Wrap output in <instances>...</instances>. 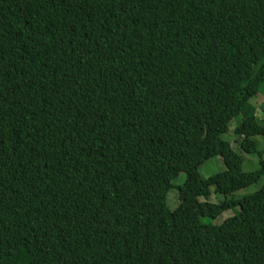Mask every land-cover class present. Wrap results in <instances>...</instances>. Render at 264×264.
I'll use <instances>...</instances> for the list:
<instances>
[{
  "label": "trees",
  "instance_id": "obj_1",
  "mask_svg": "<svg viewBox=\"0 0 264 264\" xmlns=\"http://www.w3.org/2000/svg\"><path fill=\"white\" fill-rule=\"evenodd\" d=\"M262 89L264 0H0V264H264Z\"/></svg>",
  "mask_w": 264,
  "mask_h": 264
},
{
  "label": "rangeland",
  "instance_id": "obj_2",
  "mask_svg": "<svg viewBox=\"0 0 264 264\" xmlns=\"http://www.w3.org/2000/svg\"><path fill=\"white\" fill-rule=\"evenodd\" d=\"M263 102H264V89L261 90L259 96L252 102V104H254L256 106V109H257V118L261 121V123L264 126V113L261 109ZM242 121H243L242 116L237 117L231 123L230 128H229V132L223 136V139L225 141H228L231 144L233 150L239 156H241V158L243 159V171L246 173H252V172L258 171L260 169V158L258 157V155H250V154L244 153L240 149L239 144L236 143V141L238 140L239 137L235 134V129L242 124ZM255 141L258 143L259 150L260 151L264 150V138L263 137H257L255 139ZM225 170H226V166H225L222 158L216 157V158L211 159L210 161H208L206 164H204L201 167V174L204 177L208 178L212 175H215L219 172H223ZM185 180H186V175L184 173H182L179 175L178 178H176L173 181V185L175 186L176 189L174 188L171 191V193L169 194V199H168V205L171 209H175L178 206L179 191H178L177 187L183 185ZM263 186H264V177L257 184H255L251 187H248L244 190H241L238 193H236L232 196H229V198L234 197L236 199H239V198H242L244 196L254 194L258 190H260ZM223 199H224L223 196L212 194L209 201L213 204H217L220 201H223ZM234 214L235 213L233 211L226 212L225 214L220 216L218 219L213 220L211 223L221 224L226 219L234 216ZM207 222H208V220H207Z\"/></svg>",
  "mask_w": 264,
  "mask_h": 264
}]
</instances>
